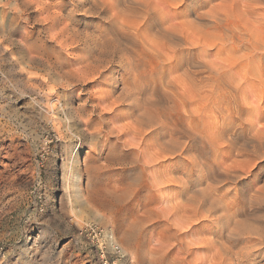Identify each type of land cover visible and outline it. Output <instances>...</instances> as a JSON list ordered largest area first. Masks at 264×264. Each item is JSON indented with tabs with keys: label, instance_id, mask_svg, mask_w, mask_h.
Here are the masks:
<instances>
[{
	"label": "rangeland",
	"instance_id": "374dc122",
	"mask_svg": "<svg viewBox=\"0 0 264 264\" xmlns=\"http://www.w3.org/2000/svg\"><path fill=\"white\" fill-rule=\"evenodd\" d=\"M68 4L0 0V264H264V0Z\"/></svg>",
	"mask_w": 264,
	"mask_h": 264
},
{
	"label": "bare ground",
	"instance_id": "6f19581e",
	"mask_svg": "<svg viewBox=\"0 0 264 264\" xmlns=\"http://www.w3.org/2000/svg\"><path fill=\"white\" fill-rule=\"evenodd\" d=\"M102 9H103V8H102ZM102 9H101V10H102ZM43 17H44V16H43ZM48 17H49V16H48ZM142 22H143V21H142ZM61 28H64V27H61ZM64 29H65V28H64ZM63 31H64V30H63ZM63 31H62V32H63ZM54 32H55V31H53V33H54ZM56 32H57V31H56ZM60 32H61V31H60V29H59V33H60ZM62 32H61V33H62ZM53 33H52V34H53ZM61 33H60V34H61ZM63 34H65V33L63 32ZM54 35H56V34H54ZM71 35H72V34H71ZM58 36H59V35H58ZM65 36H66V35H65ZM61 37H62V36H61ZM69 37H70V36H68L67 38H69ZM71 37H72V36H71ZM56 38H57V37H56ZM56 38H55V39H56ZM67 38H66V39H67ZM59 39H60V36H59ZM64 39H65V38H64ZM75 39H76V38H75ZM67 40H68V39H67ZM67 40H66V41H67ZM70 40H71V39H70ZM101 40H104V39H101ZM57 41H58V39H57ZM71 41H72V40H71ZM71 41H70V44H71ZM73 41H75V40H73ZM58 42H59V41H58ZM62 42H65V40L62 41ZM75 42H76V41H75ZM78 42H79V41H78ZM83 42H84V41H83ZM83 42H82V43H83ZM67 43H68V46H69V41H67ZM67 43H66V44H67ZM100 43H101V42H100ZM60 44H61V43H60ZM60 44H59V45H60ZM62 44H63V43H62ZM64 44H65V43H64ZM64 44H63V45H64ZM83 44H84V43H83ZM86 44H87V42H86ZM97 44H99V43H97ZM97 44H96V46H97ZM104 44H105V43H103V45H102V44H101V45L104 46ZM57 45H58V44H57ZM59 45H58V47H59ZM76 45H77V44H76ZM87 45H88V44H87ZM94 45H95V44H94ZM99 45H100V44H99ZM99 45H98V46H99ZM60 46H61V45H60ZM65 46H66V45H65ZM78 46H80V45H78ZM89 46H90V45H89ZM117 46H118V45H117ZM62 47H63V46H62ZM100 47H101V46H100ZM59 48H60V47H59ZM88 48H91V47H88ZM94 48H96V47H94ZM60 49H61V48H60ZM65 49H66V48H65ZM84 49H85V48H84ZM91 49H92V48H91ZM99 49H100V48H99ZM81 55H82V54H81ZM84 55H85V54H84ZM85 56H86V55H85ZM85 56H84V59L86 60ZM90 56H91V55H90ZM80 57H81V56H80ZM86 57H88V56H86ZM84 59L82 58L83 61H85ZM89 59H91V58H89ZM77 60H78V57H77L76 61H77ZM74 61H75V60H74ZM80 62H81V58H80ZM85 62H86V61H85ZM107 62H108V61H107ZM32 63H33V62H32ZM82 63H83V62H82ZM87 63H88V64H87ZM87 63H85V65L87 64L86 67L90 64L89 62H87ZM91 63H92V62H91ZM98 65H99V64H98ZM98 65H96V66H98ZM77 66H78V65H77ZM77 66H75V67H77ZM79 66H81V65H79ZM83 66H84V64H83ZM90 66H91V65H90ZM92 66H94V65H92ZM84 67H85V66H84ZM77 68H78V67H77ZM77 68H76V69H77ZM96 68H97V67H96ZM82 69H83V68H82ZM87 69H88V68H87ZM80 70H81V68H80ZM94 70H95V68H94ZM96 70H97V69H96ZM96 70H95V71H96ZM74 71H75V70H74ZM82 71H84V69H83ZM82 71H77V72H78V73L80 72V75H82V74H81ZM89 71H91V69H90ZM95 71H94V72H95ZM77 72H76V73H77ZM84 72H87V71H84ZM84 72H83V73H84ZM38 74H39V73H38ZM63 74H64V73H63ZM90 74H91V77H92V74H94V73H92V71H91ZM95 75H96V74H95ZM83 76H84V75H83ZM85 76H86V74H85ZM99 76H100V75H99ZM95 77H96V76H95ZM95 77H94V78H95ZM146 77H147V76H146ZM81 78L84 79L82 76H81ZM87 78H88V76H87ZM87 78H86V79H87ZM99 78H100V77H99ZM31 79H32V78H31ZM89 79H90V78H89ZM114 79H115V78H114ZM32 80H33V79H32ZM37 80H38V79H37ZM44 80H45V79H44ZM87 80H88V79H87ZM90 80H91V79H90ZM94 80H95V79H94ZM109 80H111V79H109ZM112 80H113V78H112ZM41 81H42V80H41ZM41 81H38V82H41ZM95 81H96V80H95ZM115 81H116V80H115ZM115 81H114V82H115ZM44 82H45V81H44ZM46 82H47V81H46ZM111 83H113V82H111ZM111 83H110V84H111ZM105 84H107V83H105ZM113 84H114V83H113ZM40 85H43V82H41ZM108 85H109V84H108ZM108 87L110 88V86H108ZM112 88H113V87H112ZM105 89H106V86H105ZM113 89H114V88H113ZM113 89H112V90H113ZM47 90H48V89H47ZM106 90H107V89H106ZM109 90H111V89H109ZM50 91H51V90H50ZM96 91H97V90H96ZM48 92H49V90H48ZM109 92L112 93V91H109ZM109 92H106V93H109ZM113 92H114V91H113ZM49 93H50V92H49ZM99 93H103V91H102V92L99 91ZM127 93H128V92H127ZM127 93H126V94H127ZM31 94H32V93H31ZM129 94H130V93H129ZM129 94H128V95H129ZM100 95H101V94H100ZM100 95H99V97H101L103 94H102L101 96H100ZM104 95H106V94L104 93ZM110 95H111V94H110ZM110 95H109V96H110ZM124 95H125V94H124ZM106 96H107V95H106ZM113 96H114V95H113ZM121 96H122V95H121ZM121 96H120V97H121ZM129 96H130V95H129ZM111 97H112V96H111ZM115 97H116V96H115ZM118 97H119V96H118ZM120 97H119V98H120ZM106 98H107V97H106ZM108 98H109V97H108ZM108 98H107V100H108V102H109V99H108ZM112 98H113V97H112ZM112 98H111V99H112ZM121 98H123V97H121ZM125 98H126V97H125ZM127 98H128V97H127ZM111 99H110V100H111ZM117 99H118V98H117ZM98 100H99V101H98ZM105 100H106V99L103 98V96H102L101 98H99V99L96 100L98 103H97L96 101H95V102L97 103V105H98V104H99V105H102V103H103V104H104L105 106H107V107H109V104L111 105V103L114 102V101L111 100V103H109V104L106 103V104H108V105H106V104L104 103V102H106ZM113 100H115V99H113ZM121 100H122V99H121ZM125 100H126V99H125ZM125 100H123V101H125ZM127 100H128V99H127ZM127 100H126V101H127ZM123 101H122V102H123ZM136 101H137V99H136ZM115 102H117V100H116ZM118 102H119V101H118ZM118 102H117V103H118ZM39 103H40V102H39ZM57 104H58V103H57ZM120 104H121V103H120ZM120 104H119V106H120ZM114 105H116V103H114ZM117 105H118V104H117ZM128 105H129V103H128ZM102 106H103V105H102ZM112 106H113V104H112ZM119 106H117V107H119ZM110 107H111V106H110ZM51 108H52V107H51ZM56 109H57V108H56ZM104 109L107 110L106 107H104L103 110H104ZM108 109H110V111H111V108H108ZM113 109H114V108H113ZM115 109L117 110V108H115ZM229 111H230V110H229ZM107 112H108V111H107ZM111 112H112V111H111ZM111 112H110V113H111ZM145 112L147 113V111H145ZM50 113H51V112H50ZM132 113H133V112H132ZM88 114H89V113H88ZM101 114H102V113H101ZM112 114H113V113H112ZM130 114H131V113H130ZM144 114H145V113H144ZM131 115H132V114H131ZM131 115H130V116H131ZM133 115H135V114H133ZM133 115H132V117H133ZM147 115H148V113L146 114V116H147ZM74 116H75V115H74ZM110 116H111V115H110ZM138 116H139V114H138ZM141 116H142V114H141ZM143 116H144V115H143ZM143 116H142V117H143ZM111 117H112V116H111ZM134 117H135V116H134ZM136 117H137V116H136ZM142 117H141V119H142ZM134 119H135V118H134ZM135 120H136V119H135ZM146 120H147V118H146ZM138 121H139V120H138ZM217 121H218V120H217ZM140 122L143 123L142 121H140ZM144 122H145V120H144ZM147 123H148V122H147ZM150 123H151V122H150ZM145 124H146V123H145ZM140 125H142V124H140ZM136 126H139V125H136ZM115 127H116V126H115ZM141 127H142V126H139V128L137 127L138 129L136 128V130H139ZM119 128H120V127H119ZM126 129H127V128H126ZM126 129H125V130H126ZM128 129H129V128H128ZM66 130H67V129H66ZM97 130H98V129H97ZM155 130H156V129H155ZM150 131H151V130H150ZM139 132H140V131H139ZM123 133H125V132H123ZM124 135H125V134H124ZM129 138H130V137H129ZM77 139H78V138H77ZM132 140H133V139H132ZM156 142H157V141H156ZM156 142H155V143H156ZM138 144H139V143H138ZM156 145H159V144H155V146H156ZM74 148H75V147H74ZM157 148H158V147H157ZM128 149H129V148H128ZM148 159H149V158H148Z\"/></svg>",
	"mask_w": 264,
	"mask_h": 264
},
{
	"label": "snow or ice",
	"instance_id": "6c2138e0",
	"mask_svg": "<svg viewBox=\"0 0 264 264\" xmlns=\"http://www.w3.org/2000/svg\"><path fill=\"white\" fill-rule=\"evenodd\" d=\"M50 2L53 4V5H57V4H62V7H63V11L65 12V13H67V11H68V8L70 7V5L68 4V0H50ZM119 3L120 4H123L124 3V0H119ZM151 23V26H156L158 23H159V20H158V18L157 17H153V19H152V21L150 22ZM57 27H58V25H56ZM109 31L110 32H112L114 35H116L117 33H116V30L114 29V28H109ZM80 51V53L81 54H85V55H92V51L90 50V49H81V50H79ZM17 54H23V50L21 49V50H19L18 51V53ZM114 73H115V70H114V72L113 73H109L108 75L109 76H112V75H114ZM101 86H104L105 87V85H102V84H93L92 85V87H94V88H99V87H101ZM128 111H132V109H128ZM114 119H118V118H121V117H119V116H117V117H113ZM196 148V146L194 145V149ZM181 194H183V193H181ZM212 226H210V225H201V228L200 229H198V230H204V231H207V230H209V228H211ZM213 231H218L219 230V226H217L216 228H213L212 229Z\"/></svg>",
	"mask_w": 264,
	"mask_h": 264
}]
</instances>
